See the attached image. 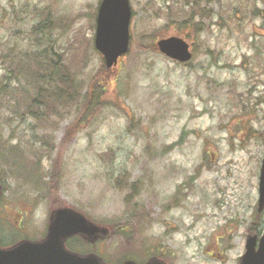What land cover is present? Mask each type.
I'll return each mask as SVG.
<instances>
[{
    "label": "rangeland",
    "instance_id": "374dc122",
    "mask_svg": "<svg viewBox=\"0 0 264 264\" xmlns=\"http://www.w3.org/2000/svg\"><path fill=\"white\" fill-rule=\"evenodd\" d=\"M99 1L0 0V242L41 238L58 205L105 233L137 224L133 240L79 239L106 264H238L264 232V0H129L111 68L93 47ZM168 36L188 61L156 50Z\"/></svg>",
    "mask_w": 264,
    "mask_h": 264
},
{
    "label": "water",
    "instance_id": "95a60500",
    "mask_svg": "<svg viewBox=\"0 0 264 264\" xmlns=\"http://www.w3.org/2000/svg\"><path fill=\"white\" fill-rule=\"evenodd\" d=\"M130 16L128 0L100 1L93 45L103 55L106 68L115 65L118 57L128 50ZM156 47L159 52L178 62H186L191 57L188 43L177 36L158 39ZM257 194V212H260L264 207V153L258 172ZM49 221L46 235L41 240H21L10 247H0V264H100L96 255L71 252L65 248L64 242L75 234L93 239L97 234L105 233L103 230L87 221L81 213L65 207L55 209ZM122 264L135 263L126 260ZM147 264L165 263L152 259ZM239 264H264V234L258 242L255 236L246 239Z\"/></svg>",
    "mask_w": 264,
    "mask_h": 264
},
{
    "label": "trees",
    "instance_id": "16d2710c",
    "mask_svg": "<svg viewBox=\"0 0 264 264\" xmlns=\"http://www.w3.org/2000/svg\"><path fill=\"white\" fill-rule=\"evenodd\" d=\"M187 19H189L190 21H188V20H186V21H184V19L182 20L183 22V25H185L187 28H190L191 29V27H193L195 30H196V27H195V24H194V22L190 19V18H187ZM185 38H187V39H189V35L188 34H185ZM153 45H154V43H153ZM35 60L37 61V63L36 64H38V65H40L41 63L43 64V60H42V58H41V60L39 59V57H36L35 58ZM49 60V63H48V65H47V72L49 73V76H50V80H52L53 81V79H54V75L53 74H56V72H58V71H60L61 70V65H60V60H57V62H55V61H50V58L48 59ZM53 73V74H52ZM60 76H61V74H60ZM69 80L68 79H64V78H62V77H60V82L61 83H67ZM51 93V96L54 98V99H60V95H57V93H56V91H51L50 92ZM96 99H98V98H96ZM128 199L127 200H129V196L127 197ZM54 206H58V205H54ZM140 218L142 219V221H139V220H137V222H140V224H144L145 222H150V220L151 219H149L148 218V216L147 215H145L144 213H142L141 215H140ZM148 220V221H147ZM123 226H116L115 228H113V230H116V233H122V234H125V232L123 231ZM134 228L132 227L131 228V231H133V233H131L132 235L134 234ZM1 244H3V243H1ZM67 246H68V248H70V249H73V250H76L75 248H73L72 246H70V244H67ZM78 247V245L76 246V248ZM127 256H128V254H126ZM125 257V256H124Z\"/></svg>",
    "mask_w": 264,
    "mask_h": 264
},
{
    "label": "flooded vegetation",
    "instance_id": "af4514ba",
    "mask_svg": "<svg viewBox=\"0 0 264 264\" xmlns=\"http://www.w3.org/2000/svg\"><path fill=\"white\" fill-rule=\"evenodd\" d=\"M134 228L135 230H134V233L135 234H138L137 232V224H136V227L134 226V224H132L131 222L130 223H127V224H125L124 225V232L126 233V238L127 239H129V240H133V236L134 235H132L131 233H133V231H131V228ZM135 262H138V263H142L143 261H145V259H143V260H141L142 262H139L140 260L136 257V256H134L133 258H132Z\"/></svg>",
    "mask_w": 264,
    "mask_h": 264
}]
</instances>
